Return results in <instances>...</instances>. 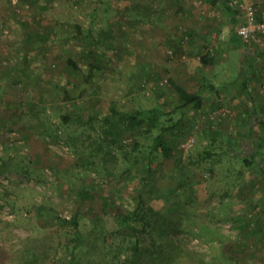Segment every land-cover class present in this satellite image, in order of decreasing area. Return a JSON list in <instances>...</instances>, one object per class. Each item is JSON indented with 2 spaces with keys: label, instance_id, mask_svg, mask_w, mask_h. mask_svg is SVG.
I'll list each match as a JSON object with an SVG mask.
<instances>
[{
  "label": "rangeland",
  "instance_id": "374dc122",
  "mask_svg": "<svg viewBox=\"0 0 264 264\" xmlns=\"http://www.w3.org/2000/svg\"><path fill=\"white\" fill-rule=\"evenodd\" d=\"M48 1L49 9L39 11L34 3L0 0V264H20L15 258L21 249L38 250L32 241L41 251L43 242L57 247L73 232V217L82 229L103 228L104 238L118 242L115 214L132 209L139 193L156 210L175 207L178 220L196 232L204 225L202 239L180 234L189 256L185 264H196L195 252L208 263L264 264L263 181L246 172L241 188H233L226 168L238 167L236 160L200 157L211 130L219 133L218 152L239 148L251 124L249 143L264 146V36L241 44L245 53H253L243 59L239 74L242 51L229 42L237 25L221 5L207 0ZM244 1L264 13V0ZM77 23L90 31L88 37L76 34ZM26 24L31 33L48 35L42 47L25 38ZM178 44L182 51L176 50ZM206 53L214 57L212 65L199 59ZM67 58L82 71L73 72ZM90 66H95L94 76L84 82ZM27 76L85 85L87 92L73 102L44 103L36 90L23 89ZM203 77L218 94L203 89ZM169 79L202 94V109L175 111L178 99ZM153 108L162 114L161 127L179 121L178 129L158 140L159 129L144 134L142 125L127 131L117 120L118 112ZM109 115L113 121L107 128L102 119ZM39 118H48L57 139L36 125ZM190 137L193 143L184 149L181 144ZM159 144L171 147L173 156L163 158ZM150 170L153 178H148ZM181 180L184 188L178 190ZM226 190L230 196L223 195ZM245 223L249 230L241 231ZM57 252L59 257L61 246Z\"/></svg>",
  "mask_w": 264,
  "mask_h": 264
},
{
  "label": "trees",
  "instance_id": "16d2710c",
  "mask_svg": "<svg viewBox=\"0 0 264 264\" xmlns=\"http://www.w3.org/2000/svg\"><path fill=\"white\" fill-rule=\"evenodd\" d=\"M207 1L213 6L221 5L224 10L228 11L232 20L235 22V25H237V28L240 24H242V15L239 11L236 0ZM21 2L37 4L39 11H47L50 7V2L48 0H21ZM73 3L77 5L80 3V1L73 0ZM253 5L257 7L255 4ZM94 11L92 13H94ZM258 13L260 12L258 11ZM30 28L31 26L28 24L25 25V38L29 39L28 41H30V43L34 46L42 47L43 43H45V40L48 38V35L37 32L31 33L29 31ZM74 30L76 31V34H81L84 37H88L90 32L89 30L83 31L80 24L78 23L75 24ZM188 37L191 39L193 36L191 33H189ZM235 39L237 40V38ZM68 40V36H66L64 41ZM240 43L243 44L242 41ZM176 50L182 51L179 44L176 46ZM199 59L206 66L212 65L214 62V57L209 53L202 54ZM66 61L67 65L71 67L73 72L82 71L71 58H67ZM94 67L95 66L89 67V72L84 77V82L94 76ZM22 76L23 75L15 74L14 77L20 79ZM26 78L27 81L25 82L23 89H26L28 86L29 88L36 90L39 94H41V99L44 101V103L51 101H59L63 103L73 102L75 99L83 96L87 92L85 85H83L81 88H76L73 87V85L66 83L59 84L53 81L43 82L41 81V78H28V76ZM168 81L171 89L175 92L178 99V105L174 108L175 111L183 110L187 107L193 110L202 109L204 103V96L202 94L189 92L174 82L172 79H169ZM202 86L205 91H213L215 94H218L217 88L210 82L206 81L204 77ZM243 87L246 97H250L247 92L246 84H244ZM110 111L116 113L113 108ZM32 112H34L33 109ZM117 115V120L120 121L119 123H124L126 125L125 127L127 131L133 130L142 125H145V129L143 130L144 134H148L153 130L159 129V134L155 137V139L158 140L162 137V133L172 129H178L180 125V122L178 121L171 126L161 127L160 117L162 114L158 108H153L146 111L140 110L132 114L118 112ZM69 117L70 112L66 113L63 118L64 120H67ZM87 119L93 120L94 117L92 118V116H89ZM43 120L42 118H39L36 125L38 124V126H40L43 131H45L46 136L52 138L53 140L57 139L58 135L56 132H54V128L52 129L49 126V122H45L48 120V118ZM112 121L113 120L111 119L110 115L104 116L102 119L103 124H105L107 128H110L109 125H112ZM107 131L108 133L110 132L108 129ZM251 131H253L252 124L244 134L239 148L230 149L229 147V149L218 152L216 150V142L218 137L217 134L219 133L217 131L211 130L208 132L210 139L208 138V143L205 145V149L200 155L202 159H210L216 156V162L221 161L223 157L236 160V163H239L238 167L229 166L226 168V176L228 177V175H230L231 177L233 175L232 178L228 177L232 180H230L228 184L233 185V188L234 186L241 188V181L243 180L246 172H255L264 183V169L261 165L263 157L262 150L264 149V146H262V144L255 146V144L252 145L249 143V139H251V136H249L251 135ZM262 139L263 138H261V140ZM97 144L101 150L102 144L100 142H97ZM159 145V150L162 153L163 158L168 159L173 156V150L171 147L167 145L164 146L163 144ZM76 146L74 148L75 150ZM138 147L139 143L136 142L133 146V149L135 150ZM121 149L123 148L121 147ZM153 152L154 150L150 152L151 155ZM107 153L110 157L114 158V156L110 154V151ZM135 163L136 162L132 163L128 169H130ZM214 168V165H212L208 168V171L212 174L214 172ZM154 174L155 171L150 170L148 172V178H153ZM182 187L184 188V180L179 182L177 189L182 190ZM176 191L177 190L175 189L173 192ZM229 191L230 190H226L223 195L230 196ZM83 195L84 192L82 191L80 196ZM101 208L103 210L107 208V200L103 202ZM175 210V207L170 208L168 212L156 210L143 199V194L139 193L137 202L132 209L126 210L123 208L115 214V218L119 227L117 234L119 237L118 242L115 240L108 241L106 238H104V232L102 230L103 228L97 230L90 228L87 231L82 229L79 225V222L77 221V218L73 217L71 220L74 227L73 232L66 234L65 240L63 242H58L57 247H54L53 245L47 246L46 243L43 242L42 245L44 248L41 251L40 245H38L35 241H32V245H37L38 250H36L34 247L31 249H29V247L25 250L21 249V255L18 254L15 259L20 262V264H185L183 261L189 256L185 244L183 245V237L180 236V234H192L195 237L202 239L201 236H203L204 225L200 226V232L194 231V226L189 223L182 224L180 220H178L179 212ZM98 219H101V217ZM232 224L237 225L238 223L232 222ZM96 226L101 227L100 225ZM240 229L241 231H248L249 226L245 223V225L240 227ZM60 246L62 253L59 257H57L56 254L58 253L57 251L59 250ZM52 255L55 256V258H52ZM194 255L196 264H214L217 261L216 259H211L210 263H208L204 258L199 259V255H201L200 252H195Z\"/></svg>",
  "mask_w": 264,
  "mask_h": 264
},
{
  "label": "built area",
  "instance_id": "2783aa9c",
  "mask_svg": "<svg viewBox=\"0 0 264 264\" xmlns=\"http://www.w3.org/2000/svg\"><path fill=\"white\" fill-rule=\"evenodd\" d=\"M242 15V24L237 28V35L243 44H248L264 35V13H258L257 7L244 0H236ZM193 143V138H188L181 146L188 149Z\"/></svg>",
  "mask_w": 264,
  "mask_h": 264
},
{
  "label": "crops",
  "instance_id": "0c3cea01",
  "mask_svg": "<svg viewBox=\"0 0 264 264\" xmlns=\"http://www.w3.org/2000/svg\"><path fill=\"white\" fill-rule=\"evenodd\" d=\"M249 1H251V2H254L253 0H249ZM255 3V2H254ZM264 36V35H263ZM235 38H237V40L235 39ZM261 38V37H260ZM229 42L231 43V45L233 46V45H235V46H238L239 48H240V50L242 51V58L240 59V61H239V66H238V73L239 74H242V69H241V65H242V62H243V59L246 57V56H252V53L253 52H251V54H247V53H245L244 52V50H243V47H242V45H241V41L239 40V37L237 36V34H236V32H235V34H232L231 36H230V40H229ZM264 54V53H263ZM214 62H215V60H214ZM222 64V63H221ZM220 64V65H221ZM256 71H257V69H256ZM247 77H245V79H243V82H242V84L244 85V84H246V86L248 85L247 83ZM247 98H249V97H247Z\"/></svg>",
  "mask_w": 264,
  "mask_h": 264
}]
</instances>
